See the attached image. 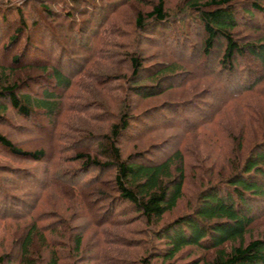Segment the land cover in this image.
Returning a JSON list of instances; mask_svg holds the SVG:
<instances>
[{
  "label": "trees",
  "instance_id": "16d2710c",
  "mask_svg": "<svg viewBox=\"0 0 264 264\" xmlns=\"http://www.w3.org/2000/svg\"><path fill=\"white\" fill-rule=\"evenodd\" d=\"M128 215V264H264V0H0V264H119Z\"/></svg>",
  "mask_w": 264,
  "mask_h": 264
},
{
  "label": "rangeland",
  "instance_id": "374dc122",
  "mask_svg": "<svg viewBox=\"0 0 264 264\" xmlns=\"http://www.w3.org/2000/svg\"><path fill=\"white\" fill-rule=\"evenodd\" d=\"M35 91H36V93H38L39 90L36 88ZM145 107H146V109L149 108V104L145 105ZM148 122L151 123L152 121L149 120ZM81 123L90 125L89 121L84 122V119H82ZM104 133L105 132L98 133V134L103 135ZM168 140H169V138H168ZM162 144H165V142ZM35 147H38V145H35ZM122 149H123V153L125 155L129 153L130 148L128 146L125 148L122 147L121 150ZM140 150H143L148 155H150V153H151L149 146L145 147L144 149H140ZM140 150L136 151V149H135V150L131 151L130 153H133L135 151L140 152ZM169 150L170 149H168V151ZM157 157H159V156H157ZM1 160H2V162H4L2 164L6 163L7 165L17 166V163H15V161H12L11 159H1ZM191 187L192 186H190V185H185V195H184L183 201H187L188 198L190 197V194L192 193ZM52 200H54V201L57 200L58 203H56V207L51 208L50 205H46L45 209L48 210V212L51 211L49 213L53 216V218L58 217V220H60V222H62L64 224L69 223L71 230H74L75 233H78L77 231H79L81 229H79L77 227H81V224H85V220H83V219L77 220L76 219L77 215L75 214V212L72 213L66 207H64L63 202L59 197H58V199L52 198ZM72 200H74V199H72ZM92 208L95 211L98 209V211L94 212V218H98L100 215H103L104 213L111 214L107 210L104 211L105 207H103L102 204L96 205L95 202L94 203L92 202ZM130 216L131 215H128L127 217L116 218L117 220H122V221L124 220V221L122 223L120 222L119 224H117L115 226V228H116L115 230L113 228H111V231H112L111 239L112 240L109 242H106V244H110L108 247L103 248V251H104L103 253L105 255V258H109L111 261H115V262L117 261V262H119V264L132 263V262H134L135 259H138V257L140 255L142 256L141 248H135L134 246H136L137 244H140L143 247V245H144V236L142 235L143 225H141L139 222H137L138 219H133V218L131 219ZM55 223H56V221H55ZM260 224H262V226H264V220H262V222ZM105 228H107V227H105ZM74 231L69 230L67 232L65 230L64 236L60 239V243L58 245V248H60V250H62V253L64 252L62 255V260L64 263L66 262V259H67L66 254H65V252H67V251L65 250L64 244L66 245V242H68L67 238L68 237L71 238L72 235L74 234ZM92 233H93V230L92 231L86 230V231L82 232V236H83V240H84L85 244L88 243V238H89L88 236ZM10 234L12 235L11 229H8V227H5L4 225H2L0 223V245L1 244L7 245V243L9 242V239H11V237H12V236H10ZM105 236H106V234H105ZM256 236H259V235L256 234ZM101 237H102V240L104 239L106 241L107 237H103V236H101ZM51 238H53V240H56V239L58 240L59 236L57 234L53 233V237H51ZM0 252H1V248H0ZM193 258H195V257L194 256H187V254L186 255L184 254L180 259H177L173 264H185L186 262H189ZM157 264H160V262H158ZM201 264H206V261L201 263Z\"/></svg>",
  "mask_w": 264,
  "mask_h": 264
}]
</instances>
